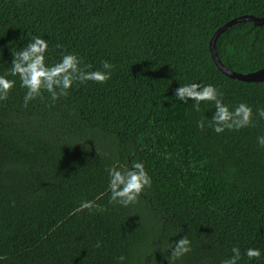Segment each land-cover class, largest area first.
Segmentation results:
<instances>
[{"label":"trees","instance_id":"trees-1","mask_svg":"<svg viewBox=\"0 0 264 264\" xmlns=\"http://www.w3.org/2000/svg\"><path fill=\"white\" fill-rule=\"evenodd\" d=\"M241 15L264 17V0H0V75L33 36L48 42L49 65L73 53L85 70L114 66L106 84L76 82L67 97L45 92L27 107L8 77L0 264H168L185 236L192 250L174 264H221L234 247L237 264H264V82L227 77L209 52L213 33ZM215 47L226 68L257 71L264 25L238 24ZM194 82L215 86L230 110L252 107L253 124L217 134L214 102L175 99ZM133 160L151 187L128 207L110 203L106 170ZM89 200L103 211H77Z\"/></svg>","mask_w":264,"mask_h":264},{"label":"clouds","instance_id":"clouds-1","mask_svg":"<svg viewBox=\"0 0 264 264\" xmlns=\"http://www.w3.org/2000/svg\"><path fill=\"white\" fill-rule=\"evenodd\" d=\"M48 42L39 36H33L26 47L12 53L11 67L7 73L0 75V101L8 99L12 89L16 85L15 79L8 77H18L20 87L25 89L24 107L30 101L41 98L45 92L50 99L55 102L61 97H67L73 84L78 82L84 84L93 82L106 84L112 75L114 66L108 61H102V70H85L90 66L82 68L81 60L73 53H62L59 62L49 65L46 63V53ZM218 90L213 85L202 86L199 83H190L180 86L175 91V99L188 103L191 99L197 109L202 102H214L215 112L212 116L211 125L213 130L220 134L225 130L239 131L242 128L253 124V109L246 103H240L232 110L222 102ZM258 115L264 118V109L258 110ZM198 127L203 128V121L198 122ZM261 147H264V136L257 138ZM108 172V191L110 193V203L119 204L123 207L138 202L141 193L146 187H151V177L145 170L143 162L133 160L130 165H113ZM103 211L94 201H82L77 211L93 209ZM100 247L99 242L96 245ZM171 255L167 257L168 264L189 253L191 242L185 236L174 243L170 248ZM233 255L222 261L221 264H237L241 259L240 249L234 247ZM245 255L249 260H258L261 257V250L258 248H247ZM121 261L124 257L119 258Z\"/></svg>","mask_w":264,"mask_h":264},{"label":"water","instance_id":"water-1","mask_svg":"<svg viewBox=\"0 0 264 264\" xmlns=\"http://www.w3.org/2000/svg\"><path fill=\"white\" fill-rule=\"evenodd\" d=\"M244 22H255L258 26H263L264 25V17H255L252 15H241L238 17H235L233 19H231L230 21L226 22L225 24H223L221 27H219L212 35L210 41H209V52L211 55V58L215 64V66L217 67V69L222 72L224 75H226L227 77L233 79V80H237V81H241V82H264V67L251 72V73H237L234 72L228 68H226L221 61L219 60L217 53H216V41L218 39V37L223 34L226 30L244 23Z\"/></svg>","mask_w":264,"mask_h":264}]
</instances>
